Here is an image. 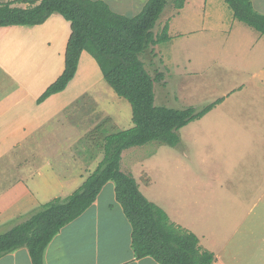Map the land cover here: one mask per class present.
Returning a JSON list of instances; mask_svg holds the SVG:
<instances>
[{
	"label": "rangeland",
	"instance_id": "obj_1",
	"mask_svg": "<svg viewBox=\"0 0 264 264\" xmlns=\"http://www.w3.org/2000/svg\"><path fill=\"white\" fill-rule=\"evenodd\" d=\"M177 2L169 0L154 28L156 36L162 35L168 24L169 39L139 55L152 77L163 74L155 80L156 104L177 109L219 103L180 130L177 146L129 148L121 167L135 176L142 193L163 208L171 222L194 233L206 252L226 246L222 256L229 264H264V200L258 198L264 192V34L237 19L225 0H192L182 8ZM86 53L100 72H87L81 61L71 90H83L103 78L97 60ZM61 57L65 51L57 54ZM54 66L49 64L47 72L59 69ZM102 80L110 92L99 96L105 87L97 85L80 97L95 102V114H100L93 120L87 117L94 127L103 124L101 132L94 128L96 142L133 126L131 104ZM77 113L60 121L61 135L67 125H73L75 138L86 127L93 134L84 123V110ZM113 115L119 117L118 125ZM52 134L58 142L56 131ZM249 216L252 220L245 226ZM238 228L241 233L231 239ZM246 229L253 231L248 240Z\"/></svg>",
	"mask_w": 264,
	"mask_h": 264
},
{
	"label": "crops",
	"instance_id": "obj_2",
	"mask_svg": "<svg viewBox=\"0 0 264 264\" xmlns=\"http://www.w3.org/2000/svg\"><path fill=\"white\" fill-rule=\"evenodd\" d=\"M102 1L113 11L133 17L143 11L149 0ZM7 2L22 8L32 6L20 0H0V3ZM191 2L185 0V5L190 6ZM251 2L254 10L264 15V0ZM177 11L181 12L180 9ZM71 33V23L58 12L42 24L0 27V235L12 228V223L21 222L40 206L57 198H69L104 159L106 137L110 134L100 136L98 142L93 141L94 128L101 132L103 124L94 127L87 117L91 115L90 120H93L100 114H95V102L80 99L97 85L105 87L99 96L110 92L102 80L103 72L100 81L98 79L83 90H71L74 77L65 90L38 101L65 69ZM64 51L65 58H57V54ZM86 52H82L80 62L86 64L87 72H100L96 66L92 68L91 57ZM35 63L37 65L33 66ZM51 63L59 69L47 72ZM80 70L78 66L77 72ZM99 103L103 104L102 101ZM67 108L72 111L65 112ZM80 110H84L83 119L87 121L84 123L92 127L93 134L87 132L86 127L82 136L75 138L73 125H67L64 129L67 133L61 135L60 121L73 119ZM113 116L118 125L119 117ZM107 117L109 122L111 118ZM102 121L105 124V120ZM131 124L134 125L132 120ZM74 129H77L75 125ZM54 131L58 142L52 134ZM258 198L264 200L263 191ZM251 220L249 216L245 226ZM132 231V224L117 200L116 185L110 181L103 186L92 206L54 236L46 248L44 264H161L150 256L136 257ZM246 231L248 229L243 235L248 240L253 231ZM240 233L238 228L231 239ZM225 248L221 246L213 252L215 264H229L226 256H222ZM0 264L33 262L28 249L21 247L1 256Z\"/></svg>",
	"mask_w": 264,
	"mask_h": 264
},
{
	"label": "trees",
	"instance_id": "obj_3",
	"mask_svg": "<svg viewBox=\"0 0 264 264\" xmlns=\"http://www.w3.org/2000/svg\"><path fill=\"white\" fill-rule=\"evenodd\" d=\"M20 1L32 6L0 3V27L42 24L58 12L72 28L65 69L38 101L66 89L85 50L97 60L109 86L131 104L134 125L106 137L104 159L69 198H57L40 206L1 234L0 257L26 247L33 264H44L46 248L54 236L92 206L103 186L113 181L117 200L132 224L138 259L150 256L161 264H213L215 255L201 250L199 238L171 222L167 212L142 193L135 176L121 167L123 152L129 148L149 143L177 146L180 130L217 104L177 109L156 104L155 80L163 74L152 77L139 55L169 39L168 24L162 35L154 32L169 0H149L143 11L133 17L113 11L102 0ZM225 2L237 19L264 34V15L254 10L251 0ZM184 4L185 0L176 3L178 8Z\"/></svg>",
	"mask_w": 264,
	"mask_h": 264
}]
</instances>
